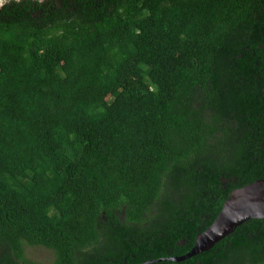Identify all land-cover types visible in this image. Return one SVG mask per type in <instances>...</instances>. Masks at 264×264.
Masks as SVG:
<instances>
[{"label":"trees","instance_id":"16d2710c","mask_svg":"<svg viewBox=\"0 0 264 264\" xmlns=\"http://www.w3.org/2000/svg\"><path fill=\"white\" fill-rule=\"evenodd\" d=\"M261 179L264 0L0 8V264L181 257ZM154 264H264V221Z\"/></svg>","mask_w":264,"mask_h":264},{"label":"water","instance_id":"95a60500","mask_svg":"<svg viewBox=\"0 0 264 264\" xmlns=\"http://www.w3.org/2000/svg\"><path fill=\"white\" fill-rule=\"evenodd\" d=\"M9 1L12 0H0V8ZM35 1L43 2L44 0ZM252 219L264 221V179L234 190L224 202L220 213L211 226L197 235L194 246L186 255L155 260L146 264L162 261L179 263L207 252L239 226Z\"/></svg>","mask_w":264,"mask_h":264},{"label":"rangeland","instance_id":"374dc122","mask_svg":"<svg viewBox=\"0 0 264 264\" xmlns=\"http://www.w3.org/2000/svg\"><path fill=\"white\" fill-rule=\"evenodd\" d=\"M26 257L34 263L50 264L53 261V254L44 248H28Z\"/></svg>","mask_w":264,"mask_h":264}]
</instances>
